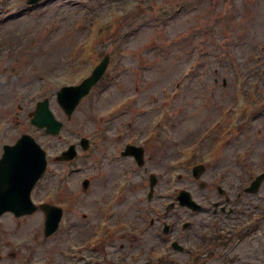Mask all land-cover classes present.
I'll list each match as a JSON object with an SVG mask.
<instances>
[{
  "label": "rangeland",
  "instance_id": "obj_1",
  "mask_svg": "<svg viewBox=\"0 0 264 264\" xmlns=\"http://www.w3.org/2000/svg\"><path fill=\"white\" fill-rule=\"evenodd\" d=\"M127 1L45 0L37 10L22 14L25 0H0V42L8 39L4 50L13 49V57L27 58L22 57L19 64L16 60L7 63L5 56H0V147L13 144L20 134L28 133L49 154L48 172L33 198L40 201L53 193L54 203L67 204V222L51 241L60 249L86 239L109 193L127 192L115 203L123 209L130 196L133 207L128 209L135 211V200H140L144 184L143 179L138 182L134 178L131 160L116 157L125 145L117 136L123 131L136 139L146 133V140L152 126L162 124L164 128L149 143L148 163L163 173L167 170L169 176L179 173V186L195 191L192 195L198 200L210 193L213 184L223 189L236 187L238 172L246 168L264 171V114L253 119L257 113L247 106V126L233 137L228 136L230 140L215 152H210L212 146L227 136L207 133L216 124L226 129L243 110H238L237 104L233 114H224L236 105L241 94L237 80L242 82L244 92L251 91L250 75L257 70L260 75L264 70V0H146L123 14L124 36L115 37L113 29L106 34L111 35L107 39L103 36L95 41L89 26L91 19ZM178 2L184 5L180 12H176ZM157 4L163 6V13ZM45 27L49 33H45ZM90 39L94 41L90 59L94 54L96 63L100 54L117 50L116 61L109 76L80 103L67 122L54 95L62 82L54 84L51 78L77 66ZM78 65L87 68L84 61ZM84 73L80 71L74 78H81ZM246 77L249 79L244 83ZM260 81L254 80L260 86L264 77ZM43 87L47 88L43 97L50 99L52 113L63 123L58 139H49L29 124L27 114L41 100L37 94ZM81 137L90 139L96 147L87 154L80 153L71 167L52 163L60 151ZM193 152L201 159L198 161L209 167L201 180L211 185L202 192H196L199 190L186 167V159ZM216 172L228 174L222 183L213 180ZM84 179L90 183L85 191L81 187ZM127 180L130 187L126 186ZM251 199H259L255 204L262 210L264 185ZM41 218L35 214L15 222L9 216L3 217L0 240L32 238L29 233L39 228ZM78 227L84 232H76ZM39 242H32L25 252L29 254ZM184 244L191 250L188 238ZM44 253L45 250L37 258ZM241 254L244 260L239 264H264V224L245 241ZM185 257L179 254L175 264H184Z\"/></svg>",
  "mask_w": 264,
  "mask_h": 264
},
{
  "label": "water",
  "instance_id": "obj_2",
  "mask_svg": "<svg viewBox=\"0 0 264 264\" xmlns=\"http://www.w3.org/2000/svg\"><path fill=\"white\" fill-rule=\"evenodd\" d=\"M105 62L103 61V64ZM103 68L104 65L100 66L94 75L79 87L64 89L58 95V103L67 114H70L78 100L89 92ZM31 122L53 135L58 134L61 127L49 112L47 100L37 105ZM68 155L71 158L73 153ZM45 166L44 152L29 136H22L12 147H4L0 160V215L7 210L17 215L31 212L29 195Z\"/></svg>",
  "mask_w": 264,
  "mask_h": 264
},
{
  "label": "flooded vegetation",
  "instance_id": "obj_3",
  "mask_svg": "<svg viewBox=\"0 0 264 264\" xmlns=\"http://www.w3.org/2000/svg\"><path fill=\"white\" fill-rule=\"evenodd\" d=\"M230 204V203H229ZM235 209L233 207H228L227 210H223L222 208L214 209L213 213L215 215H210L209 219L212 222L213 220H219V225L216 227L217 229H222L221 226L224 221L229 219V216L235 213ZM178 220V219H177ZM142 221V220H141ZM143 222L141 224H137L135 226V231L139 232V237H143L146 235V232L143 230ZM174 233V231H173ZM135 235V234H134ZM117 239H110L102 240V244L98 245L96 251L99 252V255L102 256L103 261L101 264H131V255H130V245L129 242L132 240V232L129 235H125L122 231H119L117 234H114ZM106 243V244H104ZM240 243L237 240L234 244H230V249L224 253V255L231 254L235 252L238 248V244ZM4 256H9L14 258L13 253H8L6 250H0V264H5L6 259ZM140 264H146V256H142L139 261Z\"/></svg>",
  "mask_w": 264,
  "mask_h": 264
}]
</instances>
